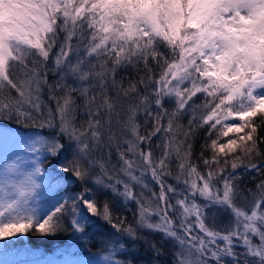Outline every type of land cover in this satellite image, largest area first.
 I'll use <instances>...</instances> for the list:
<instances>
[{
  "label": "snow or ice",
  "instance_id": "6c2138e0",
  "mask_svg": "<svg viewBox=\"0 0 264 264\" xmlns=\"http://www.w3.org/2000/svg\"><path fill=\"white\" fill-rule=\"evenodd\" d=\"M261 126L264 0H0V255L67 234L86 264H264Z\"/></svg>",
  "mask_w": 264,
  "mask_h": 264
},
{
  "label": "trees",
  "instance_id": "16d2710c",
  "mask_svg": "<svg viewBox=\"0 0 264 264\" xmlns=\"http://www.w3.org/2000/svg\"><path fill=\"white\" fill-rule=\"evenodd\" d=\"M51 78L52 77L50 74V79ZM42 99L47 101L46 91L45 93L42 94ZM4 126L10 130L17 131L20 134L31 133L32 131H34L33 129H26L23 126L17 125L15 123H6ZM41 131L47 134L49 130L44 129ZM206 135L207 132L205 129H200L198 131L193 144L194 157L199 156V153L201 151V144L204 142V138ZM256 135L264 136V126L258 128ZM260 150L261 153L264 154V144L260 145ZM256 159H260V157H257ZM237 171H240V169H238ZM253 176H255V179H253ZM260 178H261L260 175L256 174L255 172H251V173L246 172L243 174L240 180V188L243 190H247L249 188L254 189L255 185L259 182ZM130 207L134 209V205H130ZM116 211L118 214L122 213L126 215L128 218V222H133V216L131 212L127 211L122 205L118 206ZM157 237H159V235ZM2 243L3 242H0V244ZM95 243L96 241L93 240L92 244ZM77 244L78 242L76 237L69 236L67 234L58 235L54 237H39L30 234L27 237L22 238L18 243H13L12 246L6 249V251L7 254L9 255H14L15 253L24 251V252H38L41 257H51L57 253L58 255L72 256L76 259L89 260L90 259L89 250L83 246H76ZM90 250L92 253H95L97 251L96 247H91ZM141 250H142V258L148 259L149 254L147 252H143V245H141ZM40 256L38 257L39 259H41Z\"/></svg>",
  "mask_w": 264,
  "mask_h": 264
},
{
  "label": "rangeland",
  "instance_id": "374dc122",
  "mask_svg": "<svg viewBox=\"0 0 264 264\" xmlns=\"http://www.w3.org/2000/svg\"><path fill=\"white\" fill-rule=\"evenodd\" d=\"M144 234L147 235L149 237V239L159 240L157 238H160V237H157L158 234H150L147 232ZM163 243L165 244V247L167 249L172 248L171 242L165 241ZM39 256L40 255L38 252L21 251V252L15 253L14 255H9V254H7V256L0 255V259L7 260L8 264H63V262L65 260H76V261H79L80 264H86V262L88 261L85 259H76V258H74L72 256H68V255H58L57 253L51 257H41L40 256L41 259L38 258ZM145 260H147V259H145Z\"/></svg>",
  "mask_w": 264,
  "mask_h": 264
}]
</instances>
